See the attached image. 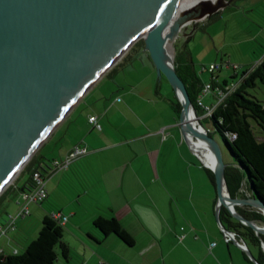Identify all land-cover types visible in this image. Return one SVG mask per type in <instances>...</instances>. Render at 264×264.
<instances>
[{"label":"crops","instance_id":"0c3cea01","mask_svg":"<svg viewBox=\"0 0 264 264\" xmlns=\"http://www.w3.org/2000/svg\"><path fill=\"white\" fill-rule=\"evenodd\" d=\"M213 13L200 21L209 20ZM208 27L207 21L203 23L207 32ZM131 50L127 49L81 93L41 141L30 167L19 171L13 183L0 192V200L11 199L7 202L12 204V211L6 208L8 217L17 209L20 191L31 186L28 180L32 169L46 174L52 160L63 157L73 145L87 146V152L67 167L46 176V198L28 203V224L32 222V228L19 229L16 217L14 228L0 235V249L5 253L20 250L16 244L19 238L25 239L27 231L31 235L28 239L34 238L43 215L59 211L66 215L62 239L70 252L67 258L58 255L54 264H69L70 253L79 247L85 250L81 264H256L237 243L226 239L215 214V181L207 166L197 160L175 115L169 119L159 116L161 99L154 95L158 89L151 79L155 66L147 51L140 56L144 60L149 57L144 77L122 91L111 93V89V94L99 87ZM127 61L134 64L133 60ZM237 75L236 69L230 78L218 80V73L213 76L216 82L224 83V79L232 80ZM210 80L212 76L201 81ZM201 99L210 104L215 95L208 91ZM91 114L97 116L101 129L89 121ZM45 145L49 146L48 152L43 150ZM25 169L29 175L20 184L19 174ZM9 190L12 195L6 196ZM239 205L245 210L250 208ZM98 215L115 216L132 242L115 232L104 233L94 224ZM244 241L256 256L258 246L248 239Z\"/></svg>","mask_w":264,"mask_h":264},{"label":"water","instance_id":"95a60500","mask_svg":"<svg viewBox=\"0 0 264 264\" xmlns=\"http://www.w3.org/2000/svg\"><path fill=\"white\" fill-rule=\"evenodd\" d=\"M178 1L0 0V192L81 93L142 37L156 73L165 76L181 103L178 125L184 138L214 173L218 223L256 264H264V239L259 262L244 239L236 237L219 217L224 205L233 217L264 235V224L235 209L246 204L264 214V201L256 194L230 195L220 143L199 119L189 117L190 110L196 112L194 104L174 68V55L169 61L165 48L184 25L230 0H195L172 17ZM192 137L208 142L214 165L192 147Z\"/></svg>","mask_w":264,"mask_h":264},{"label":"trees","instance_id":"16d2710c","mask_svg":"<svg viewBox=\"0 0 264 264\" xmlns=\"http://www.w3.org/2000/svg\"><path fill=\"white\" fill-rule=\"evenodd\" d=\"M190 35L191 33L188 36ZM174 68L185 83L196 113L201 115L203 111L197 104V96L203 83L193 65L190 62H180L175 54ZM246 69L242 70L241 74ZM256 80L264 82V57L251 70L244 73L239 84L214 107L211 114L202 116V118L211 119V128L220 132L233 156V162L227 163L224 169L230 195L246 196V192H250L264 201V102L249 94L247 90V87L253 86ZM225 81L227 80L224 79L223 82ZM174 107L177 112H180L181 103L177 97ZM230 131L235 132L232 138L226 134ZM208 133L211 134L209 129ZM33 159L34 155L24 168L30 167ZM205 168L214 181L213 171L208 167ZM34 169L30 172V180H28L30 185ZM247 206L250 208L245 210L237 204L235 209L243 216L264 224V214L257 208ZM219 215L222 224L233 230L236 237L248 239L258 246L259 253L255 257L262 262L263 250L260 240L264 239V235L256 233L251 226L233 217L224 205L220 206ZM94 224L104 233L115 232L126 242H132L128 232L113 215H98L94 219ZM63 229V224L54 218L51 212L44 214L36 236L27 242L23 250L0 252V264H54L60 253L67 258L70 249L62 239Z\"/></svg>","mask_w":264,"mask_h":264},{"label":"rangeland","instance_id":"374dc122","mask_svg":"<svg viewBox=\"0 0 264 264\" xmlns=\"http://www.w3.org/2000/svg\"><path fill=\"white\" fill-rule=\"evenodd\" d=\"M199 21L200 19L196 22L193 21L184 25L176 35L172 45L173 55L176 54L178 60L182 63L190 62L200 80H208L212 76V72L204 67L205 65H208L211 60L221 61L222 59H225L230 62L229 66L223 65L221 69L214 71L213 74L218 73V80H222L224 76L230 78L232 72L235 70L232 64H237L238 75L234 78L236 79L241 75L242 70L251 66L253 62L258 60V58L264 54V0H233L214 12L209 20H204V22ZM206 21L209 26V33L203 28V23ZM260 29L262 30L261 33L255 34L256 31ZM190 33L191 35L188 36ZM213 33H215V37H212ZM131 48L130 55L126 57L123 63L118 65L112 72L102 79L99 87L102 89L106 88L109 93L112 89L111 93H114L124 90L129 84H132L133 82H136V80L145 76L144 74L147 72L145 64L146 61L148 63L149 57H146L147 60L140 57L142 52L147 51L143 46V38H137L127 49ZM127 49L125 51H127ZM221 56L224 58L220 59ZM255 57L256 59H254ZM127 60H133L134 64H131V62L128 63ZM151 79L156 83V88L158 89V92L156 91L154 95L161 99L160 104L158 105V108L160 109L159 116L162 119H169V116L174 114L175 119L178 122L179 112L173 109L176 96L172 85L164 75L159 76L156 73V69L154 75H151ZM119 85L122 87H118ZM247 90L249 94L264 102V82L256 80V83L253 86H248ZM198 119H201V123L209 129L211 135L219 141L224 162H233V156L224 142L222 135L220 132L216 130L214 131L211 128V119L202 117H199ZM50 144L51 143L48 145L50 146ZM49 146L45 145L43 150L48 152ZM36 150L30 158L35 154ZM197 160H200L198 156ZM28 161H26V163ZM26 163L19 171L23 170ZM19 175L20 180L18 183L21 184V182L28 177L29 170L25 169ZM15 177L16 175L6 187L13 183ZM8 195H12L11 190L7 192L6 196ZM7 202L11 203V199H8ZM7 202L4 198L0 200V222H4L7 219L6 208H9L12 211V204L9 206ZM15 210L16 208L13 212ZM29 219L30 213L25 216L17 217L15 221L16 226L19 229H24L23 226H31L32 228V222L28 224ZM28 235L29 237L31 236L29 231H27V237H25V239L23 238L24 236H21V238H19L20 240L16 242L20 250H23L27 244L26 242L29 240ZM83 252H85V250H83L82 247L72 251L70 253L71 260L69 264H81L83 260ZM58 255L60 259H62L63 256L61 253ZM55 264L62 263L57 262Z\"/></svg>","mask_w":264,"mask_h":264},{"label":"built area","instance_id":"2783aa9c","mask_svg":"<svg viewBox=\"0 0 264 264\" xmlns=\"http://www.w3.org/2000/svg\"><path fill=\"white\" fill-rule=\"evenodd\" d=\"M263 57L264 55L256 62H254L249 67L248 71L251 70L257 63H259ZM223 65L229 66L230 62L228 60L213 61L208 65H205L204 67L209 69L212 73H214L215 70H219L220 68H222ZM232 66L235 70L238 67V65L235 63L232 64ZM213 75L214 74H212V80L203 83L200 93L197 96V104L203 111V113L199 116L200 118L202 116L211 114L214 107L220 102H222L223 99L227 96V94L230 93L239 84V82L243 78L244 73H242L238 78L225 81L224 83L216 82V80H214L215 76ZM208 91H212L215 95V101L210 104L204 103L201 99L202 95ZM88 119L93 124L94 127H96L97 129H101V123L98 121L97 116L95 114L89 115ZM226 134L231 138L235 136V132L232 131L227 132ZM87 150L88 148L86 145L75 144L64 154L63 157L55 158L52 160V164L50 169L48 170V173L44 174L40 170L34 169L32 171L31 186L28 189H24L20 191V196L17 199V203H18L17 209L14 212L8 214L6 221L0 222V235L6 234L9 230L14 228L15 226L14 221L16 217L25 216L29 213V208H28L29 202L31 201L40 202L46 198L47 188L45 186V182H46V176L50 172L60 168L67 167L72 160L84 154L85 152H87ZM51 213L53 217L59 220L61 223H63L66 219V215L61 214V212L59 211H52ZM225 235H226V239H230V237L226 233ZM13 251H16V249H14ZM0 252H3V250L0 249ZM102 264L104 263L102 262Z\"/></svg>","mask_w":264,"mask_h":264},{"label":"bare ground","instance_id":"6f19581e","mask_svg":"<svg viewBox=\"0 0 264 264\" xmlns=\"http://www.w3.org/2000/svg\"><path fill=\"white\" fill-rule=\"evenodd\" d=\"M193 1H195V0H179L178 3H177V5H176V7L174 8V10L172 12V17H175L179 13L180 9H182L183 7H186L187 5H189L190 3H192ZM212 1L216 2L217 0H212ZM176 35L177 34H174V36L172 38H170L168 40V42L166 43V45H165V48H166V51H167V54H168V60L169 61H171V58L173 57L172 42L176 38ZM123 53H121L120 56ZM189 117L192 118V119H198L199 118V117H197L196 112L194 113V112H192V110L189 111ZM191 145L199 153V155L201 156V158L206 163H208L210 165H214V161L215 160H214V157H213V155H212V153L210 151L209 144H208L207 141H205L203 138L192 137V139H191Z\"/></svg>","mask_w":264,"mask_h":264},{"label":"flooded vegetation","instance_id":"af4514ba","mask_svg":"<svg viewBox=\"0 0 264 264\" xmlns=\"http://www.w3.org/2000/svg\"><path fill=\"white\" fill-rule=\"evenodd\" d=\"M232 1H233V0H230V2H232ZM230 2H229V3H230Z\"/></svg>","mask_w":264,"mask_h":264}]
</instances>
